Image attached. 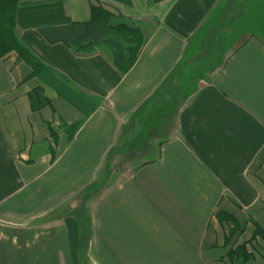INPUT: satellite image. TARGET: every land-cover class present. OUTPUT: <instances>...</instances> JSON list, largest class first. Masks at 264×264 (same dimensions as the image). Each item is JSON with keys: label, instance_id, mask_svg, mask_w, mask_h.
<instances>
[{"label": "crops", "instance_id": "0c3cea01", "mask_svg": "<svg viewBox=\"0 0 264 264\" xmlns=\"http://www.w3.org/2000/svg\"><path fill=\"white\" fill-rule=\"evenodd\" d=\"M57 1L74 23L99 7L138 38L121 65L110 46L77 50L16 30L47 71L0 58V264H80L77 216L88 223L85 264H264V35L245 36L176 93L222 9L255 2L43 0ZM165 90L167 136L124 158L116 147L129 125Z\"/></svg>", "mask_w": 264, "mask_h": 264}, {"label": "trees", "instance_id": "16d2710c", "mask_svg": "<svg viewBox=\"0 0 264 264\" xmlns=\"http://www.w3.org/2000/svg\"><path fill=\"white\" fill-rule=\"evenodd\" d=\"M91 16L93 19L89 23H74L66 16L61 1L44 3L43 0H0V58L15 53L31 69V75L42 77L43 72L47 71L46 67L19 43L16 36L17 29H36L49 44L63 43L86 51L94 47L110 46L115 51L116 64L124 65L131 50L129 42L138 38L136 31L127 29L125 36L117 30L120 28L108 26L105 22L108 15L99 7H91ZM129 156L125 154L124 158L134 157ZM65 223L71 247L76 253L78 225L73 218H68ZM242 248L235 249L233 254L229 253L233 261L238 260ZM240 259L241 264L247 256Z\"/></svg>", "mask_w": 264, "mask_h": 264}, {"label": "rangeland", "instance_id": "374dc122", "mask_svg": "<svg viewBox=\"0 0 264 264\" xmlns=\"http://www.w3.org/2000/svg\"><path fill=\"white\" fill-rule=\"evenodd\" d=\"M252 1L255 2V5H251L250 7H236L229 5L222 9V12H220V14H223L222 18L219 19V17L218 21H215L212 25L213 37L211 41L208 40L210 44L208 43V45L206 44L207 46L196 47V50L198 51H196L195 54L193 52V54L194 56L198 55L201 50L204 49L206 52L204 51L200 58L188 64L182 69L179 75H177V94L180 95L185 93V91L193 90V88L198 84L201 75H204L207 70L218 63V61L221 60L235 44L241 42L245 36L247 37L251 34H255L257 36L264 35V0H251V2ZM247 13H249V15H246ZM117 30L119 32L122 31L121 29ZM122 33L127 36L126 31H122ZM208 39L210 38L208 37ZM130 45H132V43ZM167 94L168 92L165 90L162 94V98L153 102V105L156 104V107L151 106L150 112H148L146 116L143 115L141 120L135 121L129 125L130 130L127 132H129L130 137L128 138L129 140L127 139L128 142L126 147L123 145L121 146L120 143L116 147L118 150L124 151L123 155H130L129 157L134 155L137 158L144 157L148 148L146 141L151 139V142L154 144L164 137H162V135L165 134L164 128H169L166 125H160L164 123L166 117V113L163 111H166L169 107L171 110L174 108V105L171 104V102L169 104V102L164 99V96ZM75 218L82 224L80 230L82 245L80 251V264H85V258L83 255L85 254V251H87L84 242L87 238L86 233L88 234L87 218L86 221L83 217L82 219L79 218V216Z\"/></svg>", "mask_w": 264, "mask_h": 264}]
</instances>
